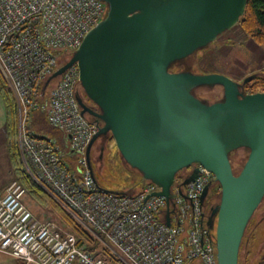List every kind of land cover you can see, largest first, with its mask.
Segmentation results:
<instances>
[{
    "label": "water",
    "instance_id": "95a60500",
    "mask_svg": "<svg viewBox=\"0 0 264 264\" xmlns=\"http://www.w3.org/2000/svg\"><path fill=\"white\" fill-rule=\"evenodd\" d=\"M101 1L104 17L48 79L76 63L79 84L99 108L78 101L82 113L101 121L86 148L94 181L90 147L106 133L122 161L159 187L154 194L167 206L176 174L190 168L185 185L198 175L197 165L204 167L220 187L206 220L217 264H238L244 231L264 197V91L244 93L242 84L221 73L169 68L236 25L248 0ZM200 85L222 86V99H199L192 89ZM239 147L248 154L236 174L229 154Z\"/></svg>",
    "mask_w": 264,
    "mask_h": 264
},
{
    "label": "built area",
    "instance_id": "2783aa9c",
    "mask_svg": "<svg viewBox=\"0 0 264 264\" xmlns=\"http://www.w3.org/2000/svg\"><path fill=\"white\" fill-rule=\"evenodd\" d=\"M105 12L101 0H0V73L18 107L23 166L124 264H217L214 232L200 199L206 185L217 183L214 175L197 165L193 181L174 182L168 206L149 180L127 192L101 188L86 159L100 121L81 111L77 64L48 81ZM34 112L65 141L33 134L28 124ZM24 193L12 179L0 197V253L22 264H107L58 221L38 220L22 202Z\"/></svg>",
    "mask_w": 264,
    "mask_h": 264
},
{
    "label": "rangeland",
    "instance_id": "374dc122",
    "mask_svg": "<svg viewBox=\"0 0 264 264\" xmlns=\"http://www.w3.org/2000/svg\"><path fill=\"white\" fill-rule=\"evenodd\" d=\"M61 63L63 65L66 62L61 60ZM169 69L171 71H191L201 74L221 73L242 84V92L251 93L246 91L251 81L256 77H264V49L251 37L244 35L237 23L232 28L218 35L208 46L198 49L195 53L187 56V58L174 62ZM249 76L253 78L244 83V79ZM53 82L49 84V87ZM77 87L79 94L83 95L94 106L93 110L98 111V106L86 96L79 82ZM192 93L207 103L219 101L223 97V89L220 85H200L193 88ZM15 106L17 127H19L18 107L16 104ZM50 127L46 126L47 131L43 134L52 136L60 142L61 132ZM95 141L93 143L96 146L102 145L104 150L102 164L99 168L100 172L94 173V177L100 187L117 191L136 190L141 185L143 178L137 170L132 169L122 161L111 135L109 133L101 134ZM247 154L248 149L245 147L236 149L229 154L234 173L237 174L239 172ZM189 172L190 168L180 170L176 174L175 182L177 184L180 183L178 177L181 176L183 180ZM219 195L220 187L218 183H215L208 191L205 201L210 205L216 206L219 203ZM22 202L33 212L38 220L53 218L52 212L47 207L41 206L36 202L30 194L25 192ZM257 227L258 230L256 229ZM261 262H264V197L246 226L238 256V264H259Z\"/></svg>",
    "mask_w": 264,
    "mask_h": 264
},
{
    "label": "trees",
    "instance_id": "16d2710c",
    "mask_svg": "<svg viewBox=\"0 0 264 264\" xmlns=\"http://www.w3.org/2000/svg\"><path fill=\"white\" fill-rule=\"evenodd\" d=\"M238 25L244 35L251 37L264 49V0H248L244 14L240 17ZM257 90L264 91V77L262 76L252 80L246 91L253 92ZM0 95L4 101L7 113V148L14 172V179L21 183L25 192L30 194L36 202L41 206L47 207L52 212V219H56L65 229L76 236L78 244H84L89 252L103 258L107 264H124L102 243V241L93 236L54 200H51L28 175L19 154L15 99L1 73ZM46 126L50 127L43 114L39 112L32 113L28 128L33 134L43 135V133L47 131ZM178 179H180L179 182H181L182 177L180 176ZM132 190L133 189H131V191ZM259 264H264V262Z\"/></svg>",
    "mask_w": 264,
    "mask_h": 264
},
{
    "label": "crops",
    "instance_id": "0c3cea01",
    "mask_svg": "<svg viewBox=\"0 0 264 264\" xmlns=\"http://www.w3.org/2000/svg\"><path fill=\"white\" fill-rule=\"evenodd\" d=\"M7 113L4 101L0 95V197L5 193L8 183L14 179V172L11 166L7 148ZM61 141H65L63 135ZM258 230V227L256 228ZM0 264H22L19 259L10 255L0 253Z\"/></svg>",
    "mask_w": 264,
    "mask_h": 264
},
{
    "label": "flooded vegetation",
    "instance_id": "af4514ba",
    "mask_svg": "<svg viewBox=\"0 0 264 264\" xmlns=\"http://www.w3.org/2000/svg\"><path fill=\"white\" fill-rule=\"evenodd\" d=\"M76 97L78 99V101H81L83 102L87 107H89L90 109H94L93 105L90 104L88 102V100H86L84 98L83 95L79 94V91H78V87L76 88ZM86 114L89 116V118L91 119H95V117L93 115H90L89 113L86 112ZM96 142V141H95ZM94 147H95V150H94ZM97 148H98V152H97ZM94 150V151H93ZM103 148H102V145H99V146H96L95 143H93L90 147V161H91V167L93 169V172L95 174L99 173V168L102 164V158H103ZM215 205H210L209 203H207L206 201L204 202V216L208 217L210 216V209L211 207H214ZM262 263V262H261Z\"/></svg>",
    "mask_w": 264,
    "mask_h": 264
},
{
    "label": "bare ground",
    "instance_id": "6f19581e",
    "mask_svg": "<svg viewBox=\"0 0 264 264\" xmlns=\"http://www.w3.org/2000/svg\"><path fill=\"white\" fill-rule=\"evenodd\" d=\"M239 148H241V147H239ZM239 148H237V149H239ZM234 151V150H233Z\"/></svg>",
    "mask_w": 264,
    "mask_h": 264
}]
</instances>
